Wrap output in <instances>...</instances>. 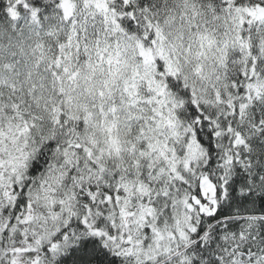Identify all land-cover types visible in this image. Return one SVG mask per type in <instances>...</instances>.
Returning a JSON list of instances; mask_svg holds the SVG:
<instances>
[{
    "label": "snow or ice",
    "instance_id": "snow-or-ice-1",
    "mask_svg": "<svg viewBox=\"0 0 264 264\" xmlns=\"http://www.w3.org/2000/svg\"><path fill=\"white\" fill-rule=\"evenodd\" d=\"M0 264H264V0H0Z\"/></svg>",
    "mask_w": 264,
    "mask_h": 264
}]
</instances>
